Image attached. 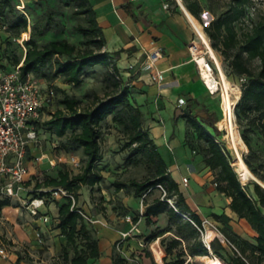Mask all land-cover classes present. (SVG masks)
Wrapping results in <instances>:
<instances>
[{
  "label": "trees",
  "instance_id": "obj_1",
  "mask_svg": "<svg viewBox=\"0 0 264 264\" xmlns=\"http://www.w3.org/2000/svg\"><path fill=\"white\" fill-rule=\"evenodd\" d=\"M17 0H0V17L16 12ZM75 4L74 16H81L85 24L74 27L75 35L83 40V46L67 38L47 39L39 43L36 39L43 33L38 29L30 33L24 42L26 51L19 66L22 76L41 74L46 80L60 77L63 82L76 87L82 83V76L87 68L103 66L106 68L103 82L104 93H94L92 100L85 106L79 105L76 97L69 96L64 90H59L63 96L59 100L62 108L55 110L53 116L44 123L55 129L57 136H63L67 131L69 141L76 145L82 154L80 170L71 175L67 170H59L55 176H47L35 185V197L48 201L49 190L46 188L62 187L72 193L73 200L62 197L56 200L57 216L53 226L59 230L64 238V245L60 250V264H89L101 255L94 230H91L76 206L78 191L84 185L93 186L100 176L96 172L97 162L101 160L100 149L101 123L108 116L124 130L127 143L143 156L149 175L142 180H131L130 186L134 195L141 194L160 185L164 191L162 198L156 197L146 204L144 216L155 217L165 211L170 223L176 224L177 236L170 238L167 243L160 240L163 247V261L166 264H184L185 255L204 256L212 254L224 264H264V175L258 168L253 167L248 157L242 158L255 179L242 184L237 172L231 164V156L225 146L207 132L192 116L185 118L186 133L190 129L198 142L196 151L190 142L185 144L190 150L199 154L202 162L214 172L217 190L230 198L229 208L239 219H244L255 232L254 241L233 234L232 239L237 248L227 253L226 247L219 238L214 236L209 241V247L200 240L196 228H202V220L191 210L177 182L171 177L168 165L160 155L149 131L144 127L145 118L139 106L133 99L132 86L128 80L122 78L117 62L122 50L109 52L105 49L106 40L102 29L96 20L95 11L89 0H73ZM250 0H231L224 12L217 15L202 29L214 52L222 57L228 74L244 77L240 87V96L233 107L236 124L242 129L240 137L253 154L250 134L256 130L264 138V18L245 26L242 18L246 4ZM188 12L200 23L203 6L199 0H181ZM125 11L132 14L129 3L121 5ZM10 28L17 32H25L28 22L24 15L10 17ZM238 24V27L236 26ZM103 48V50H102ZM217 56V55H216ZM258 61V68L253 71L250 63ZM1 68H5L2 64ZM47 71L45 74L44 71ZM39 121L34 124H38ZM185 133V136H186ZM185 139V137H184ZM262 182V183H261ZM168 200L172 206L168 205ZM9 200H1L0 207L7 206ZM187 214L189 220L181 221V214ZM227 225L229 218L225 214L213 215ZM195 225V227L191 224ZM162 234L150 236V242ZM182 241L186 244L182 245ZM179 246L178 250H175ZM175 250V252H173ZM174 255L172 261H167L169 255ZM227 257L226 261L224 258ZM112 264H128L119 254L112 255Z\"/></svg>",
  "mask_w": 264,
  "mask_h": 264
},
{
  "label": "rangeland",
  "instance_id": "obj_2",
  "mask_svg": "<svg viewBox=\"0 0 264 264\" xmlns=\"http://www.w3.org/2000/svg\"><path fill=\"white\" fill-rule=\"evenodd\" d=\"M176 1L173 0V3L178 7ZM199 1L203 6V12L201 14L202 23L199 22L202 28L203 24L208 23L217 15L224 12L231 0ZM245 8V14L242 18L243 25L250 26V24L256 22L260 18H264V0H250ZM15 9L16 12L11 15L13 17L24 15L27 18L29 26L25 32L19 33L15 29L9 27L11 22V15L9 13H6V16L0 17V65L2 64L5 68H11L16 63L21 62L26 51L24 42L30 37L31 32L38 29L43 30L42 35L36 38L39 43L47 39L67 38L83 46V40L75 35L74 27L77 24L85 23L81 16L73 15L75 10L73 0H17ZM236 26L238 27V24ZM198 41L202 44L199 39ZM199 49L202 52L205 51L204 44L201 46L199 45ZM215 54L232 86L230 97L235 105L240 96L241 84L245 81V78L228 74L227 69L224 67L222 57L216 52ZM250 66L253 71H256L258 68V61L256 59L251 61ZM118 68L119 72L124 71V67ZM105 70L106 68L103 66L87 68L83 73L82 83L78 87L63 82L60 77L46 80L41 74H31L42 86L52 87L55 91V96L52 102L44 108L39 123L34 124L36 137L29 142L26 154V165L29 164V175L24 182L25 190L21 194V201L10 200L7 205L9 208H5L6 206L0 207V246L8 248L12 246L17 247L18 250L22 252L23 256L29 260H34L35 263L32 264H60L61 258L58 251L59 249L57 251L55 249L58 245L56 242L53 243L54 247H51L50 251L47 248L48 245L38 246L36 242H34L36 241L34 231L40 229V227H37L36 223L33 222L32 217L23 206V201H25L28 196L35 197L34 189L36 183L42 182L47 176H55L59 170H67L71 175L76 174L80 168L74 167L68 163L71 155L78 156L83 161L80 149L68 139L70 132L67 131L65 135L57 136L55 129L46 125L44 122L53 116L56 109L62 108L59 100L62 98L63 94L59 90H64L69 96L76 97L81 107L91 102L94 93L103 95L105 91L103 82ZM213 71L216 75L215 69H213ZM44 72L47 74L46 70ZM121 76L125 80L124 75L122 74ZM213 96V110L201 107L196 109L195 113H190L189 110L183 109V113L176 114L174 119L178 117L186 118L190 114V116L201 123L203 128L229 151L231 164L239 177L236 151L226 136V121L221 88L216 91ZM192 108L194 107L192 106L191 109ZM143 109L145 116L150 115L149 112H154L153 105L150 101L144 105ZM233 121L240 135L242 129L236 124L234 115ZM168 124L169 121L166 120L167 127ZM161 126H163L162 123ZM171 126L174 128L175 133H178L177 126ZM180 126L179 132L181 133L182 129ZM144 127L148 130V125L145 122ZM151 138L155 140L152 133ZM250 140L254 152L253 154L249 155L246 146L243 147L240 144L236 145L237 151L240 152L242 158L248 157L252 166L258 168L260 173L264 175V138L259 135L256 130H253L250 134ZM127 141L126 134L122 127L113 122L111 116H108L107 119L101 123V136L99 142L102 158L97 162L96 168L100 180L93 186L84 185L78 191L76 206L82 210L84 221L87 226L91 230H94V236L97 238L98 244L99 238L103 237L102 232L104 230L108 233L113 231L116 234L115 238L110 239L111 244L109 248L104 245V242L101 243L100 259H94L90 261L89 264H111L110 258H112V255L119 254L122 256L124 242L135 237L143 243L141 246L143 254H145L146 257L149 256L150 260H152L151 256L153 254V249L149 245L156 241L155 246H160L163 250L160 240L163 239V242L167 243L170 238L178 234L175 229L176 224L168 221V216L165 211L159 213L155 217L146 218L144 216L146 204L151 203L156 197L162 198L163 192L161 188L155 187L140 196L136 197L134 195L133 188L130 186V181L144 179L149 175V171L145 165L142 154L136 150L134 144H128ZM183 142L184 144L185 142H190L192 147L196 151L198 150V142L195 140L194 134L190 129H188ZM161 153L163 152L161 151ZM40 163L42 164L40 168H38L37 164ZM31 166H33L34 169H32ZM212 176L211 183L214 186L215 175L213 171ZM239 180L242 184L252 181L250 178L243 180L240 177ZM214 187L217 188V185ZM44 190H50V188ZM47 195L48 201H46V203L53 202L54 204L56 200H63L62 198H56L51 192ZM171 203L168 202V205L172 206ZM2 209H4L3 212ZM46 215L51 218V222L53 223L54 218L50 210H47ZM185 220H189V216L182 213L180 222ZM217 221H219L223 227L218 226L213 221L203 219V230L200 231L196 228L199 238L207 245L212 237L217 236L221 244H223V242L225 243L224 246L227 249L226 254L229 255V253L236 250L237 245L233 241V234L228 227H226V224L221 220L217 219ZM191 224L195 227L192 222ZM133 225H136L139 229L137 235L128 237L124 242L118 243L120 232H129ZM238 227L240 230L244 231L241 225H238ZM205 231L208 234V239L205 238ZM131 233L130 231V234ZM159 233L162 235L150 242H146L150 236ZM243 233L247 237L245 231ZM184 244H186V241H182V245ZM178 249L179 246L176 247L175 250ZM175 250H173V252H175ZM155 254L158 256L157 249L155 250ZM213 257L215 256L212 254L204 256L185 255L184 264H210L209 258ZM173 258L174 255L171 254L167 257V261H172ZM224 259L226 261L228 260L227 257ZM164 264H166V262H164ZM218 264L224 263L222 260H219Z\"/></svg>",
  "mask_w": 264,
  "mask_h": 264
},
{
  "label": "crops",
  "instance_id": "obj_3",
  "mask_svg": "<svg viewBox=\"0 0 264 264\" xmlns=\"http://www.w3.org/2000/svg\"><path fill=\"white\" fill-rule=\"evenodd\" d=\"M89 2L105 37V49L109 52L122 50L117 65L124 67L122 74L132 86L133 99L145 118L149 134L150 136L153 134L155 138L153 141L191 210L195 211L201 220L213 221L220 227H223L222 224L213 215L225 214L229 218L226 227L230 232L253 242L255 232L244 219L237 218L231 211L228 206L230 198L212 185V171L204 165L201 156L184 144L185 118L174 119L176 114L183 113V109L195 113V110L201 107L212 110L214 107V93H211L203 82L198 64L188 48L191 40L200 46L202 44L178 2L176 1L178 7L173 0H89ZM127 3L131 5L133 15L121 7ZM151 41L161 46L164 51L163 57L155 65L144 61V51L150 50L153 46ZM204 58L211 60L207 54H204ZM129 63L136 64L134 69L128 72L126 66ZM155 71H162L163 79L153 83L149 79V74ZM148 101L152 103L154 112H149L150 115L145 116L143 108ZM192 106L194 108L191 109ZM166 120L169 121L168 127ZM171 125L177 126L178 133H175ZM179 126L182 129L181 133ZM42 163L37 164V167L40 168ZM27 165L29 168V164ZM31 168L34 169L33 166ZM183 177L188 179L186 185L182 182ZM47 210L51 211L53 218L57 216L55 203H44L41 211L46 214ZM32 220L40 227L34 231L36 235L34 242L38 246L48 245L49 251L56 242L58 245L55 249L56 251L59 249L60 253L65 241L59 230L53 226L51 218L43 221L32 217ZM238 225L244 228L247 237ZM110 233L105 230L102 232L103 237L99 238L100 251L102 242L109 248L110 239L116 237L115 232ZM139 242L137 237L124 242L122 257L128 264H164L162 259L164 251L160 246H155L156 241L149 245L153 249L152 260L143 254ZM156 249L158 256L155 254ZM0 250H3L0 253V264L35 263L34 260L23 256L15 246L11 248L0 246ZM216 260L219 263V259ZM110 262L112 264L111 258Z\"/></svg>",
  "mask_w": 264,
  "mask_h": 264
},
{
  "label": "built area",
  "instance_id": "obj_4",
  "mask_svg": "<svg viewBox=\"0 0 264 264\" xmlns=\"http://www.w3.org/2000/svg\"><path fill=\"white\" fill-rule=\"evenodd\" d=\"M151 44L153 45L152 48L144 51V61L155 65L163 57L164 51L154 41H151ZM188 48L192 58L198 64L201 75L198 59L201 56L204 58L206 49L202 52L194 40L190 41ZM204 59L203 68L213 72V62ZM135 64L129 63L126 70L128 72L133 70ZM149 79L153 83L159 82L163 79V72H151ZM54 96L55 91L52 87L42 86L30 74L22 76L19 66L14 68L0 67V201H21V194L25 190L24 182L29 175L26 165L27 149L29 142L36 137L34 123L41 119L44 108L52 102ZM68 163L74 167L80 166L78 157L74 155L69 157ZM187 181L186 177L182 178L184 185L187 184ZM216 185L217 183L214 182V186ZM158 187L162 189L160 185ZM49 191L56 198L68 197L73 200L72 193L62 187H54ZM162 192L164 195L163 189ZM168 202L171 203L170 200ZM44 203V199L41 197L28 196L23 201V206L31 217L47 221L49 217L41 211ZM79 212L84 217L83 212ZM138 230V227L133 225L130 229L131 234L130 231L120 232L118 243L137 235ZM199 230L202 231L203 229ZM139 245L142 246L143 243L139 242ZM206 246L208 248L209 243ZM2 251L0 250V253Z\"/></svg>",
  "mask_w": 264,
  "mask_h": 264
},
{
  "label": "bare ground",
  "instance_id": "obj_5",
  "mask_svg": "<svg viewBox=\"0 0 264 264\" xmlns=\"http://www.w3.org/2000/svg\"><path fill=\"white\" fill-rule=\"evenodd\" d=\"M180 4V7L182 11L184 12L185 16L188 18L193 30H195L196 35L198 39L204 44L207 55L213 60L214 63V69L216 71V75L211 71H206L203 68V64L205 63V59L203 56H201L198 59L199 66L201 67V75L202 80L205 82V84L208 86V89L211 93H215L221 88L222 92V103H223V109H224V115H225V121H226V136L231 143L232 147L236 151V161L238 165V174L239 177L243 180L246 179H255L254 175L246 164L244 163L240 152L237 151L236 145L240 144L243 147H245V144L243 143L240 135L238 134V131L236 130V125L233 121V107H234V101L231 100L230 97V91L232 89V86L230 82L228 81L221 64L218 60V57L216 56L214 50L211 48L209 41L204 34L200 23L188 12V10L184 7V5L181 3L180 0H177ZM200 77V76H199ZM238 96V93H237ZM262 183V182H261ZM262 185H264L262 183ZM205 238L208 239V234L205 232ZM210 264H218V261L216 258H209Z\"/></svg>",
  "mask_w": 264,
  "mask_h": 264
},
{
  "label": "water",
  "instance_id": "obj_6",
  "mask_svg": "<svg viewBox=\"0 0 264 264\" xmlns=\"http://www.w3.org/2000/svg\"><path fill=\"white\" fill-rule=\"evenodd\" d=\"M254 179V178H253ZM264 187V186H263Z\"/></svg>",
  "mask_w": 264,
  "mask_h": 264
}]
</instances>
